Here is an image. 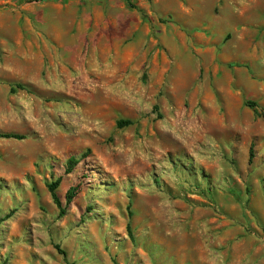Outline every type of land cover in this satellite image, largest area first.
<instances>
[{
    "label": "rangeland",
    "instance_id": "1",
    "mask_svg": "<svg viewBox=\"0 0 264 264\" xmlns=\"http://www.w3.org/2000/svg\"><path fill=\"white\" fill-rule=\"evenodd\" d=\"M3 133L0 264H264V0H0Z\"/></svg>",
    "mask_w": 264,
    "mask_h": 264
},
{
    "label": "trees",
    "instance_id": "2",
    "mask_svg": "<svg viewBox=\"0 0 264 264\" xmlns=\"http://www.w3.org/2000/svg\"><path fill=\"white\" fill-rule=\"evenodd\" d=\"M246 105H247L250 109H252L254 113H256V111H255V109H254L255 104H254L253 102L247 101V102H246ZM129 124H131V121H130V120H118V121L116 122V126H117L118 128H122V127H124V126L129 125ZM0 137H3V138H14V139H23V136L18 135V134H13V133H3V134H0ZM252 156H253V154H252V147H251V148L249 149V159H248L249 162L251 161ZM69 162H70V163H73V162H75V159H72V160H70ZM68 168L71 169L70 167H68ZM58 184H59V179L56 180V181L53 182V183H50L47 187H48V189H49V192H50V194H51V198H52L54 204L58 207L60 214H63V212H64L63 210H64V209H62L61 201H60L59 197H58L57 194H56V188L58 187ZM73 191H74V189L71 188V189H69V191L67 192V194H66V201H67V203H70V201H71L72 198L74 197V195H73L74 192H73ZM127 232L130 233V227H129V224H127Z\"/></svg>",
    "mask_w": 264,
    "mask_h": 264
}]
</instances>
